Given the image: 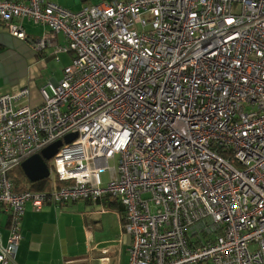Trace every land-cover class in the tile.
<instances>
[{"label":"built area","instance_id":"obj_1","mask_svg":"<svg viewBox=\"0 0 264 264\" xmlns=\"http://www.w3.org/2000/svg\"><path fill=\"white\" fill-rule=\"evenodd\" d=\"M24 20L73 59L40 106L20 102L28 87L0 94V264L28 203L106 196L126 210L129 264H264V0H0V25L42 51L50 36ZM60 141L64 185L17 192L11 174Z\"/></svg>","mask_w":264,"mask_h":264},{"label":"crops","instance_id":"obj_2","mask_svg":"<svg viewBox=\"0 0 264 264\" xmlns=\"http://www.w3.org/2000/svg\"><path fill=\"white\" fill-rule=\"evenodd\" d=\"M19 1L29 3V0ZM45 1L79 12L85 7L110 0ZM23 27L33 40L49 35L50 44L39 51L32 41L19 40L0 25V94L28 87L29 96L20 102L37 107L43 103L41 89L58 84L56 80H51L47 85L39 86L38 81L43 77L41 70L47 62L55 59L56 49L65 45V38L61 33L52 36L49 28L28 20L23 21ZM58 57L59 61H56L63 64L64 71L73 54L62 52ZM55 181L51 183L53 187L63 185L57 182V177ZM123 227V216L117 210H104V205L94 200L64 205L52 203L41 211H34L28 203L20 227L21 240L11 264H129L132 239L124 233ZM0 232L3 244H6L10 232L8 216L2 212Z\"/></svg>","mask_w":264,"mask_h":264},{"label":"water","instance_id":"obj_3","mask_svg":"<svg viewBox=\"0 0 264 264\" xmlns=\"http://www.w3.org/2000/svg\"><path fill=\"white\" fill-rule=\"evenodd\" d=\"M76 138L77 135H70L66 138V142L71 143ZM62 144L61 141L53 144L49 148L43 150L40 154L32 156L21 165L25 176L31 183H37L50 178L51 169L48 163L58 153Z\"/></svg>","mask_w":264,"mask_h":264},{"label":"trees","instance_id":"obj_4","mask_svg":"<svg viewBox=\"0 0 264 264\" xmlns=\"http://www.w3.org/2000/svg\"><path fill=\"white\" fill-rule=\"evenodd\" d=\"M16 170L19 171L20 177H18V175H15L14 174L15 171H14L11 174V178L13 180L14 186H16L17 184V188L15 187V190L17 192H21L25 190H30L32 192H45V191H50L53 189L52 188L53 186L52 184H50V182L48 183V181L44 180V181H40L37 183H31L28 180V178L25 176L23 170L20 167ZM57 182H60V181L57 179ZM84 200L87 201L88 199H84ZM84 200H80V201H84ZM94 201L101 202L104 205V210H107V209L117 210L123 216V220L125 221L126 210L117 199H112L110 196H106V197H103L102 199H98ZM70 202H73V201H69L67 203H70Z\"/></svg>","mask_w":264,"mask_h":264},{"label":"rangeland","instance_id":"obj_5","mask_svg":"<svg viewBox=\"0 0 264 264\" xmlns=\"http://www.w3.org/2000/svg\"><path fill=\"white\" fill-rule=\"evenodd\" d=\"M56 60L57 59L55 58V59L47 62V66L41 70L43 77H41L38 81L39 86L47 85L51 80H56L57 83H59L61 81L62 73H64V71H63L64 67H63L62 63L57 62L59 60H57V61ZM49 90L51 92V89H49ZM112 166H113V164H112ZM14 174L18 175V177H20V173L18 170H16L14 172ZM109 177H110L109 172L104 173L103 177H102L103 181L106 183L108 181ZM55 179H56V175L53 172H51L50 178L47 179L46 181H48V183L50 182V184H51V183L56 182Z\"/></svg>","mask_w":264,"mask_h":264},{"label":"clouds","instance_id":"obj_6","mask_svg":"<svg viewBox=\"0 0 264 264\" xmlns=\"http://www.w3.org/2000/svg\"><path fill=\"white\" fill-rule=\"evenodd\" d=\"M23 163H24V162H23ZM23 163H22V164H23ZM48 164H49V163H48ZM20 168H21V166H20ZM21 169H22V168H21ZM15 171H16V170H15ZM51 172H52V171H51Z\"/></svg>","mask_w":264,"mask_h":264}]
</instances>
